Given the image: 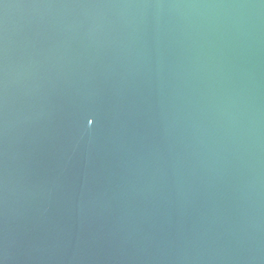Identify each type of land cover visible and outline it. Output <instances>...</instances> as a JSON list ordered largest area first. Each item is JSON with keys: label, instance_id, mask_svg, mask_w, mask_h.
Listing matches in <instances>:
<instances>
[{"label": "water", "instance_id": "1", "mask_svg": "<svg viewBox=\"0 0 264 264\" xmlns=\"http://www.w3.org/2000/svg\"><path fill=\"white\" fill-rule=\"evenodd\" d=\"M0 264H264V0H0Z\"/></svg>", "mask_w": 264, "mask_h": 264}, {"label": "snow or ice", "instance_id": "2", "mask_svg": "<svg viewBox=\"0 0 264 264\" xmlns=\"http://www.w3.org/2000/svg\"><path fill=\"white\" fill-rule=\"evenodd\" d=\"M89 123H92V121H91V120H89Z\"/></svg>", "mask_w": 264, "mask_h": 264}]
</instances>
